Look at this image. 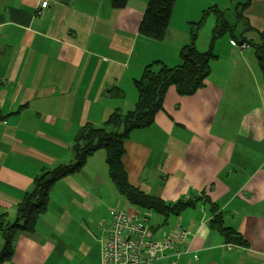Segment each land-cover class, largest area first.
I'll use <instances>...</instances> for the list:
<instances>
[{"label":"crops","instance_id":"1","mask_svg":"<svg viewBox=\"0 0 264 264\" xmlns=\"http://www.w3.org/2000/svg\"><path fill=\"white\" fill-rule=\"evenodd\" d=\"M42 1L0 0V216L11 222L38 174L74 162L83 125L101 126L113 110L133 108L147 65H178L204 10L234 8V0H176L165 39L155 40L139 31L149 0L122 9L111 0H49L38 14ZM244 17L264 30V0H252ZM205 27L201 51L213 35ZM231 39L217 40L203 88L191 96L168 90L155 123L125 143L123 162L133 185L166 202L210 198L243 243L227 249L229 236L211 228L210 205L199 200L167 221L150 214L157 236L181 226L189 238L151 264H264V80L252 47H233ZM134 208L99 150L55 183L36 230L19 232L13 258L2 264H103L112 211ZM3 244L0 233V252Z\"/></svg>","mask_w":264,"mask_h":264},{"label":"trees","instance_id":"2","mask_svg":"<svg viewBox=\"0 0 264 264\" xmlns=\"http://www.w3.org/2000/svg\"><path fill=\"white\" fill-rule=\"evenodd\" d=\"M128 1L111 0L116 9L126 7ZM175 2L176 0H149L141 21L140 33L155 40H164ZM251 3L252 0H236L231 13L229 9L224 10L218 6L205 9L202 18L192 25L190 41L181 48L178 65L171 66L163 61H154L145 67L142 76L135 82L138 99L133 108L126 111L113 110L101 126L87 122L80 128L71 146L74 162L61 163L38 174L32 189L19 202L16 217L12 222L6 221L4 215L0 216V233L4 238L0 264L13 258L16 235L19 232L33 233L36 230L39 218L48 210L55 183L80 172L89 157L99 150H105L109 176L118 192L130 205L160 215L167 221L170 216L180 215L187 208L195 206L199 200H205L213 213L211 228L229 236L230 243H243L236 230L224 224L222 210L217 203L202 195L166 202L159 196L148 194L130 182L123 157L126 151L125 143L132 132L149 128L155 123L156 115L164 109L165 97L171 87H175L181 96H191L205 86L211 74V62L218 57L214 52L215 44L224 35H229L231 40L238 44L246 43L248 47L254 48L264 80V30L255 29L244 17V12ZM211 15L215 16L216 24L210 48L201 51L196 43L202 27ZM238 29L241 30L239 34L236 33ZM250 34L253 38H249ZM111 92L118 94L117 91Z\"/></svg>","mask_w":264,"mask_h":264},{"label":"built area","instance_id":"3","mask_svg":"<svg viewBox=\"0 0 264 264\" xmlns=\"http://www.w3.org/2000/svg\"><path fill=\"white\" fill-rule=\"evenodd\" d=\"M49 6V0H43L38 14L47 11ZM231 43L236 48L248 47L246 43L238 44L232 40ZM2 121L0 116V123ZM111 216L108 237L102 242L103 264H141L142 261L151 264L154 260L165 257L177 241L189 240L188 232L181 226L157 236V229L150 223V216L146 212L117 209L112 211ZM225 246L229 250L238 247L237 244L230 242ZM176 255L180 256L181 252L177 251Z\"/></svg>","mask_w":264,"mask_h":264},{"label":"rangeland","instance_id":"4","mask_svg":"<svg viewBox=\"0 0 264 264\" xmlns=\"http://www.w3.org/2000/svg\"><path fill=\"white\" fill-rule=\"evenodd\" d=\"M234 3H236V0H234ZM224 10H226V9H224ZM213 20H214V17L211 15L210 19H208V21L205 23V25H206L205 28H207L208 31L212 30V28H213V26H214V24L211 23ZM205 25H204V26H205ZM240 32H241V30L239 31V29L236 31L237 34H239ZM251 51H254V48H253V47L251 48ZM251 89H252V91H253V93H254V87H253V86L251 87ZM262 90H263V89H262ZM256 100H258V96L256 97ZM134 209L140 211L141 213H145V211H143L141 208L135 207ZM108 211H110V208L108 209ZM148 213L154 215V213H152V212H151V213L148 212ZM107 214L109 215L108 212H107ZM142 215H143V214H142ZM154 217H155V215H154ZM154 222H155V221H154Z\"/></svg>","mask_w":264,"mask_h":264},{"label":"clouds","instance_id":"5","mask_svg":"<svg viewBox=\"0 0 264 264\" xmlns=\"http://www.w3.org/2000/svg\"><path fill=\"white\" fill-rule=\"evenodd\" d=\"M238 245V244H237Z\"/></svg>","mask_w":264,"mask_h":264}]
</instances>
